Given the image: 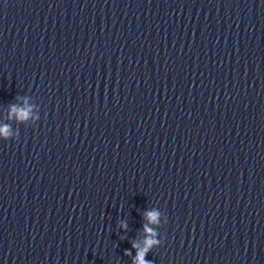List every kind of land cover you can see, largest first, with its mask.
<instances>
[{
	"label": "clouds",
	"instance_id": "obj_1",
	"mask_svg": "<svg viewBox=\"0 0 264 264\" xmlns=\"http://www.w3.org/2000/svg\"><path fill=\"white\" fill-rule=\"evenodd\" d=\"M23 104H10L8 106L9 113L8 118L9 120L15 119L18 122H26L30 118H33V109L37 106L31 105L28 103V97L25 96L22 98ZM39 109V106H38ZM39 114L35 116L36 121L39 120ZM0 137L4 140H14L13 132L8 124L0 125ZM163 215V224L167 223L166 215L160 211L158 208H151L146 209L143 211V219L146 223L142 224V229L144 233V238L142 244L133 239L131 242L132 249L135 250V256H132V252L130 250L125 251V255L131 256V264H151L149 260L146 259V256L153 248L159 247L161 245L162 238H158L159 232L158 228L161 225V216ZM150 225H156L157 228H153ZM122 228L127 230V223L126 221H122L121 225Z\"/></svg>",
	"mask_w": 264,
	"mask_h": 264
}]
</instances>
